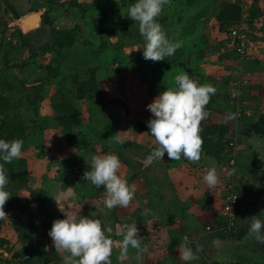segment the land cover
<instances>
[{"label": "rangeland", "instance_id": "1", "mask_svg": "<svg viewBox=\"0 0 264 264\" xmlns=\"http://www.w3.org/2000/svg\"><path fill=\"white\" fill-rule=\"evenodd\" d=\"M69 1L75 0H0V41H3L0 46V94L11 96V105L25 108L28 105L26 98L34 100V83L43 81L45 96L42 101L37 102L38 116L35 117L36 113L30 105L27 112L24 110L25 113H20L41 123L44 129L43 133L39 134V129L34 128L35 134L29 137L31 141L23 144L22 156L15 164L16 178L24 179L18 186L11 183V189L15 188L16 192L12 199L19 202L20 211H16L14 215L8 213L0 217V264H6L7 259L13 264H19L26 255L30 256L32 264H64V253L53 246L48 231L54 220L64 219L66 214H71L79 207L80 215L98 219L104 229L112 230L107 233L113 241L111 264H156L155 260L162 256L158 252L161 256L154 254L155 260H152V254L140 253L130 248L127 255H121L119 232L121 224L126 222H113L110 218L116 207L109 210L104 206L103 187L97 189L83 179L84 172L89 170L86 162L92 155L124 153L123 144L135 138L127 129H134V125L141 120L151 118L146 106L161 91L174 87L173 78L180 71L187 72L190 78L200 84L203 82L212 86L214 83H209L208 80L205 82L206 79L221 80L224 77L228 78V81H236L235 83L240 80L237 74L234 76L236 78H230L233 74L232 69L230 70L232 58H239L231 51L227 53L225 46H220L221 39L218 38L215 28L216 25L218 28V23L214 15L223 0H198L196 5L185 7L187 12H183L184 8L178 11L185 6L184 0H170L158 19L163 15L169 16L168 23L173 24L163 27L167 38L183 43L173 56L158 62L143 58L144 41L138 24L127 17L128 7L121 5L120 1L108 2L104 10L109 14L104 22L101 20L103 10L98 3L97 7L91 6L94 0H76L79 8H69ZM33 3L45 6L44 10L37 12L41 15L31 25H19L18 21L34 14L30 12ZM8 5L13 6L22 16L20 20L14 18L11 10L7 9ZM115 5V10L121 5L119 12L112 13ZM244 5L247 8V29L263 31L260 36H264V18L250 23L252 25L249 28L252 8ZM205 9L207 12H204ZM46 11L49 12L48 24H44L42 20ZM200 13L204 15L203 23L199 19H193ZM122 22L124 26L120 25ZM17 27L23 31L26 46H22L17 36L12 34ZM55 28L76 29L77 42L72 48L62 50L59 55L54 52L42 54L40 49L52 42ZM123 31L130 33L132 37ZM224 35L226 37V34ZM247 38L250 42V38ZM212 46L214 49H211ZM215 48L219 52H225L217 56L218 51ZM231 48L229 47V50ZM35 53L37 56L33 57ZM209 63L216 65L218 72L224 73H219L213 78L214 70L210 68L209 71L206 68ZM36 65L42 68H57L59 76H46L45 70L37 69ZM89 68H96L102 102H98V97L92 96L79 99L76 92L79 83L71 86L75 77L80 83L87 80ZM243 76L242 74L241 78ZM244 80L247 85L250 84L248 80ZM4 84H9L12 89H7ZM220 88L223 89L220 94L225 93V85L221 84L220 87L216 84L213 96H216ZM242 92L246 94L245 91ZM216 98L222 100L224 97H219L218 94ZM60 101L71 103L80 114L84 123L81 136L88 143V148H77L57 131L52 104ZM232 104L230 106L235 103ZM238 104H243V101ZM232 111L235 117L241 114L239 109ZM249 112L252 114V111ZM29 126H32V123H29ZM236 142L238 144L237 140ZM165 155L167 157V154ZM228 181L229 176L226 184ZM28 215L31 218H28ZM17 216L20 224H14ZM160 264H163V261Z\"/></svg>", "mask_w": 264, "mask_h": 264}, {"label": "crops", "instance_id": "2", "mask_svg": "<svg viewBox=\"0 0 264 264\" xmlns=\"http://www.w3.org/2000/svg\"><path fill=\"white\" fill-rule=\"evenodd\" d=\"M230 1L253 5V0ZM251 8L253 9L250 11L253 12L264 11V0H259L256 6H251ZM183 10V12H187L185 8ZM199 21H204V15L199 18ZM194 27L197 28V25L194 24ZM202 27L203 25L200 28ZM215 28L218 38L221 39L220 46H225L226 52L231 51L233 54L231 40L227 33L219 31L217 25ZM262 32L251 30L249 38L252 43L249 42L247 56L243 61L240 60V62L235 57L232 58L233 64L230 65V70L232 69L231 73L233 74L230 78H236L234 76L237 74L240 79L237 83L232 80L228 81L229 79H224V77L221 80H216L214 76L220 73L218 72L219 68L210 63L206 66L209 71H211L210 68L214 70L212 76L215 80L208 78L205 82L208 80L209 83H214L215 88L216 84H219L220 87L221 84L225 85V93L220 94V91H223L220 88L221 90L218 89L216 96H211L214 99L213 111L205 119L209 118L214 124L228 126L238 141L239 155L235 184L240 201L237 208L236 226L231 237L235 239L234 237L243 233L244 237L241 240H221L214 234L205 231L207 226L220 222L225 184L228 180L227 156L225 154L221 155L218 161L201 153V159L198 162H190L183 157L180 160H171L165 155L162 161L157 159L146 163L147 156L156 147L154 138L148 132L147 119L141 120L136 126L134 125V129L132 127L127 129L128 133L135 138L123 144L124 153H114L121 161V169L118 174L126 179L129 185L135 187L136 194L127 207L117 206L110 219L113 222L119 219L126 222L125 225L136 224L142 248H146V251L138 252L152 254V260H155L153 255L158 252L162 254V256L157 254V257L161 256L163 264H184L179 258L178 251L184 237H187L190 242L189 246L194 251L199 249L197 253L199 258L192 264H212L215 260L222 261L228 257L240 264H251L250 261L249 263L239 261L237 255L240 253L235 254L232 251H235L238 244L248 237V218L264 214V137L252 130L248 134L246 133L251 125L258 123L260 117L264 116V100H262L264 99V36H260ZM226 38L229 40L227 41ZM228 46L231 48L230 50ZM211 49H214V46ZM216 50L218 51V49ZM221 52L225 51H218L217 56ZM229 57L231 58V54ZM235 63L237 64L235 65ZM222 73L224 71L220 74ZM242 74L243 78H241ZM244 79L248 80L250 87L247 84H242ZM218 81L220 82L218 83ZM242 91H245L246 94ZM218 94L219 97L224 98L217 100ZM240 101H243V104L239 105ZM232 102L235 103L234 106H230L233 105ZM245 102L247 104H244ZM224 107L227 109L225 110ZM230 109L234 112L239 109L243 115L235 117L233 113L234 118L228 120L226 117L233 112ZM248 110L252 111V114ZM80 120L83 126L82 118ZM251 139L255 142L253 143ZM255 157L260 160L261 169L257 176L253 174ZM210 167L217 169L220 180L214 189H209L202 179ZM140 232L141 234H139ZM173 243L175 245L170 248ZM130 249L136 251L131 247ZM240 256L246 257L245 253H241ZM161 258L155 260L156 264L162 262ZM253 263L262 264L261 260H253Z\"/></svg>", "mask_w": 264, "mask_h": 264}, {"label": "clouds", "instance_id": "3", "mask_svg": "<svg viewBox=\"0 0 264 264\" xmlns=\"http://www.w3.org/2000/svg\"><path fill=\"white\" fill-rule=\"evenodd\" d=\"M169 3L170 0H135L127 8V17L138 24L143 38L142 54L145 60H166L182 46V41L167 38L157 20ZM173 81L174 87L161 91L146 106L151 113V118L146 122L148 132L156 143V147L147 156L146 163L157 159L162 161L165 153L171 160L183 157L190 162H198L201 159L203 140L200 136V123L208 115L206 105L216 89L210 84H199L184 71L176 74ZM233 118L234 114L231 113L226 117L228 120ZM22 149L21 139L0 138V217L5 216L4 205L12 196L6 190L9 175L4 165L19 159ZM86 163L89 170L84 172L83 179L97 189L103 187L106 193L104 206L109 210L117 206L127 207L136 190L118 174L121 169L119 157L115 154L92 155ZM202 179L209 189H214L220 183L215 167L208 168ZM79 209L80 207L71 214H66L64 219L53 221L48 231L53 246L64 253V264H111L113 241L107 233L112 230L104 229L98 219L80 215ZM248 222V236L255 243L264 245V217L253 215L248 218ZM120 235L121 255H127L130 247L146 251V248H142L136 224L121 226ZM189 244L188 238L184 237L178 251L184 264H192L199 258V249L194 251Z\"/></svg>", "mask_w": 264, "mask_h": 264}, {"label": "trees", "instance_id": "4", "mask_svg": "<svg viewBox=\"0 0 264 264\" xmlns=\"http://www.w3.org/2000/svg\"><path fill=\"white\" fill-rule=\"evenodd\" d=\"M110 0H101V2L99 0H94L91 4V6H96L97 7V3L99 5V7H101L103 11H101L102 13V21H107L108 18V11L104 10V8L107 7V4ZM116 1H120L121 5L128 7V3L132 4L135 2V0H116ZM185 1V6L181 7L180 9H178V11H182V8H185L186 6H192V5H196V1L198 0H184ZM259 0H253V5H251L252 7H255L256 4L258 3ZM119 3V2H118ZM68 4H70V6H68L69 8H79L80 6L78 5L79 3L75 0V1H69ZM119 5V6H121ZM118 6V8H119ZM43 5H39V4H32L31 8H30V12L31 13H37L40 12L42 10H44ZM116 5L112 10L113 12H119V9H116ZM10 9L14 18L16 20H20L22 18V16L17 12V10L11 6L8 5V8ZM67 9V8H66ZM253 9V8H252ZM204 12H207V10L205 9ZM203 14H197L196 16H194V19H199ZM250 22L248 24L249 28L250 23H255L259 21V18L262 19L264 18V11H250ZM169 16L163 15V17L161 19H158V22L161 24L162 28L167 26H171V24H169V20L170 18H168ZM241 17V7L238 3H233L227 0H223L221 2V4L219 5V8L217 10L216 16H215V20L218 23V30L221 32H225V33H229L236 25V23L239 21ZM42 20L44 22V24H48L49 23V12L46 11L44 12V15L42 16ZM94 20V18H93ZM122 24V26H124V23H120V25ZM124 28V27H123ZM78 29V28H77ZM124 30V29H123ZM252 29H247V35L249 37L250 33L249 31H251ZM54 39L52 40V42L50 44H47L46 46H43L40 49V52L42 54H46V53H55L56 55H59L60 52L62 50H68L70 48H72L75 43L77 42V40H75V36H76V29H60V28H55L54 29ZM124 34L132 37V35L130 33H125V31H123ZM13 35L17 36L18 40L20 41L22 46H26L27 42L26 39L23 35V31L17 27L13 33ZM35 34V33H34ZM123 34V35H124ZM33 35V34H32ZM3 42V41H2ZM2 42L0 41V46H2ZM234 52V50H233ZM37 54H33V57H36ZM37 66V65H36ZM37 69H43L46 72V76L52 75L53 76H59L58 75V71L59 69L57 68H53L51 66H47L46 68H42L41 66H37ZM87 73L89 75L88 79L85 81H82L81 83L78 81V79L75 77V79L72 80L71 82V86L73 84H78L79 86L76 88V92H78L77 97L79 99H84V98H90V96L92 97H98V102H102V94L100 92V85L97 82L96 79V68H89L87 70ZM48 74V75H47ZM42 80V79H41ZM43 81H36V83H34V86L32 87L33 90L35 91V95H34V100H31L30 98H26L28 105L24 108L21 106H13L11 105V96L9 95H5L0 94V138L6 139V140H12V139H21L23 141V144L31 141L29 140V137L35 134L34 128H38L39 129V134L43 133V126L41 123H37L36 120H34L33 118H26L24 117V115H21V111L23 113H25V111L27 112L28 106L30 105V107L33 109V112L36 113L37 109V102L42 101L45 96L43 95V87L44 84L42 83ZM202 82V81H200ZM21 84H23V86L25 87V84L22 82ZM4 87H6L7 89H12V87L9 84H4ZM214 102L213 97H210V100L208 102V104L206 105V110L207 113L210 114L213 110H212V104ZM52 109L55 112V123H56V128L57 130L62 133V135L64 136L65 140L68 143H74L76 145L77 148L79 149H86L88 148V143L83 139L82 132H81V128H82V123L80 120V115L77 111V109L75 108L74 105H72L71 103H67L65 101H60L58 103H53L52 104ZM25 110V111H24ZM34 113V114H35ZM241 114L243 115V112H241ZM38 116V114H35V117ZM29 123H32V126H29ZM200 136L203 140V145H202V152L203 154H205L207 157L213 158L216 161H218L221 157V155L225 154L228 158L229 156V148H228V144L229 142L233 141V140H237L236 135L230 131V128L228 126L225 125H218V124H214L213 122H211V120L209 118L201 121L200 123ZM253 131L254 133L264 137V116L262 115L258 121V123L251 125L248 130L246 131V133L248 134L249 131ZM81 137V138H80ZM17 162L16 160H13L12 163L10 164H5V168L7 169V173L9 175V183L7 185V191L10 192V194L12 195L10 197V199L6 202V204L4 205V212L6 213L5 215L9 214H15L16 211H20L19 208V202H15L13 201V196L15 195V188L11 189V183H16V186H18L21 182H24V179H20V178H16V175L14 174V170H15V164ZM261 172L260 169V160L257 159L256 157L254 158V162H253V174L254 176H257L259 173ZM71 182V181H70ZM73 183V182H72ZM239 195V193H238ZM240 198V197H239ZM240 201V199H239ZM239 206V204H238ZM28 218L31 216H27ZM20 222L19 217L17 216V219L15 220L14 224H18ZM117 222L120 224L121 220H117ZM20 224V223H19ZM125 225L121 224V226ZM236 226V223H235ZM233 232V231H232ZM232 232L228 235L222 234V233H214L215 236L219 237V239L221 240H231V241H236V240H241L244 237V234L240 233L238 235V237H234L235 239H232L231 235ZM121 239L122 236L120 235ZM4 243V242H3ZM7 243V242H5ZM175 243L170 245V248L172 246H174ZM52 249V248H51ZM30 258V256H29ZM28 258V259H29ZM23 259L21 263L19 264H32V261H30V259ZM6 264H13V262L10 259H7L5 261ZM212 264H240L236 261H233V259L230 257L225 258V260L222 261H213Z\"/></svg>", "mask_w": 264, "mask_h": 264}, {"label": "built area", "instance_id": "5", "mask_svg": "<svg viewBox=\"0 0 264 264\" xmlns=\"http://www.w3.org/2000/svg\"><path fill=\"white\" fill-rule=\"evenodd\" d=\"M239 5L241 7V17L236 23L235 27L227 35L231 40L234 53L236 54L237 58H239V60H242L247 55L249 48V42L247 38L248 18L247 14L245 13V10L247 9L246 6L244 4ZM242 84L246 85L247 82L243 80ZM228 148L230 151L226 164L229 181L225 185V194L221 209L220 222L218 224H211L205 228V231L209 234L222 233L228 235L235 228L237 208L239 204V195L234 182L236 176L237 157L239 155L236 139L229 142ZM229 172L232 174L229 175ZM28 258V255L24 257V259Z\"/></svg>", "mask_w": 264, "mask_h": 264}, {"label": "water", "instance_id": "6", "mask_svg": "<svg viewBox=\"0 0 264 264\" xmlns=\"http://www.w3.org/2000/svg\"><path fill=\"white\" fill-rule=\"evenodd\" d=\"M40 15L41 13L31 14L18 21V24L21 26L31 25ZM262 217H264V214L262 215ZM232 253H240L237 255V258L243 263H249V261L252 262L253 260H261L262 264H264V245L255 243L249 236L241 244H238L237 248L235 249V251H232ZM241 253H245L246 257H241Z\"/></svg>", "mask_w": 264, "mask_h": 264}, {"label": "flooded vegetation", "instance_id": "7", "mask_svg": "<svg viewBox=\"0 0 264 264\" xmlns=\"http://www.w3.org/2000/svg\"><path fill=\"white\" fill-rule=\"evenodd\" d=\"M251 264H255V263H253V262H250Z\"/></svg>", "mask_w": 264, "mask_h": 264}]
</instances>
